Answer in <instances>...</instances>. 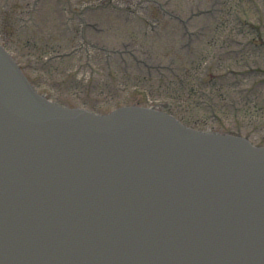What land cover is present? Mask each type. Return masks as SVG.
<instances>
[{
  "label": "water",
  "instance_id": "water-1",
  "mask_svg": "<svg viewBox=\"0 0 264 264\" xmlns=\"http://www.w3.org/2000/svg\"><path fill=\"white\" fill-rule=\"evenodd\" d=\"M156 126L160 129L153 130ZM166 127L176 136L166 143L174 158L160 148L152 153L142 138L121 139ZM213 141L227 153L198 149L199 142ZM148 163L154 165L151 171ZM141 166L144 171L135 176ZM145 179L160 192L149 195ZM166 191L180 200L174 202ZM195 193H208L209 203L197 208L183 199ZM165 197L170 199L166 204ZM227 203L232 208H225ZM180 206H185L181 214L191 209L248 214L256 226L253 232L264 242V147L193 131L150 108L127 106L100 115L63 107L37 93L0 45V245L6 247H0V264H207L197 240L202 225L184 219L179 223L178 214L165 215ZM56 214H63L61 227L71 240L42 246L31 234L45 224L42 233L51 239ZM117 224L127 231L137 229L130 237L122 231L125 240L119 241ZM26 237L32 245L25 256L8 253ZM144 240L156 250L135 254L132 241ZM222 250L227 262L230 252L226 246ZM236 256L233 264H264L263 252L255 255L245 246L230 254L232 260Z\"/></svg>",
  "mask_w": 264,
  "mask_h": 264
},
{
  "label": "rangeland",
  "instance_id": "rangeland-1",
  "mask_svg": "<svg viewBox=\"0 0 264 264\" xmlns=\"http://www.w3.org/2000/svg\"><path fill=\"white\" fill-rule=\"evenodd\" d=\"M0 43L65 106L154 107L264 145V0H0Z\"/></svg>",
  "mask_w": 264,
  "mask_h": 264
},
{
  "label": "bare ground",
  "instance_id": "bare-ground-1",
  "mask_svg": "<svg viewBox=\"0 0 264 264\" xmlns=\"http://www.w3.org/2000/svg\"><path fill=\"white\" fill-rule=\"evenodd\" d=\"M53 103H57L58 104V102L57 101H52Z\"/></svg>",
  "mask_w": 264,
  "mask_h": 264
}]
</instances>
